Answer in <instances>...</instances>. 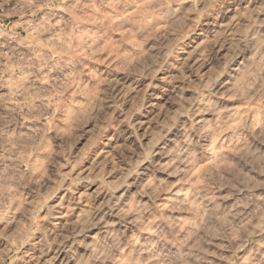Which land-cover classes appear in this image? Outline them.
Returning a JSON list of instances; mask_svg holds the SVG:
<instances>
[{"label": "clouds", "instance_id": "9594fccd", "mask_svg": "<svg viewBox=\"0 0 264 264\" xmlns=\"http://www.w3.org/2000/svg\"><path fill=\"white\" fill-rule=\"evenodd\" d=\"M0 264H264V0H0Z\"/></svg>", "mask_w": 264, "mask_h": 264}]
</instances>
